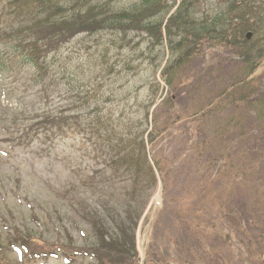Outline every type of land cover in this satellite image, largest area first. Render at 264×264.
<instances>
[{"label": "rangeland", "instance_id": "rangeland-1", "mask_svg": "<svg viewBox=\"0 0 264 264\" xmlns=\"http://www.w3.org/2000/svg\"><path fill=\"white\" fill-rule=\"evenodd\" d=\"M253 1L261 19L264 2ZM13 6L0 0V264H101L97 235L108 246L132 235L139 264H264V18L253 19L259 35L248 31L260 49L250 61L240 46L187 39L194 54L165 72L180 51L164 34L100 30L71 36L35 74ZM217 7L199 0L193 16ZM141 134L153 135L157 164V184L134 194L145 210L125 223L131 234L115 229L120 216L94 234L88 220L106 223L100 213L131 185L111 177L115 142Z\"/></svg>", "mask_w": 264, "mask_h": 264}, {"label": "trees", "instance_id": "trees-1", "mask_svg": "<svg viewBox=\"0 0 264 264\" xmlns=\"http://www.w3.org/2000/svg\"><path fill=\"white\" fill-rule=\"evenodd\" d=\"M198 1L180 0L177 2L171 0L167 3L166 0H139L128 9H114L105 3L94 0H13V11L25 15V20L22 23L24 26L19 27L13 32V35L19 37L21 34L25 35L23 40L25 42L23 51H26L24 62L32 63L36 67L35 74L41 72L40 66L47 61L46 58L56 52L71 36L76 33L100 30H114L123 33L130 30L144 32L149 36H156L160 41L165 35L172 48L180 51L174 57L172 66L167 67L165 72L175 69L187 57L194 54V48H185L187 39H192L196 44L200 40L208 39L223 42L226 45L240 46L243 48L242 51L245 50L242 55L250 61L252 49L258 48L256 45L258 41L251 45L250 41L246 40L245 34L254 29L253 33L259 35L262 30L258 23L253 21V19L259 18L260 14L259 11L253 10L254 1L217 0L219 7L207 11L203 18L196 19L192 9ZM259 1L264 2V0ZM35 3L40 9L31 13L30 5ZM263 18L264 16L259 19ZM174 37H178L179 40L175 41ZM247 44H249V48H247ZM252 46L253 48H251ZM42 75L35 76L33 82L35 83ZM165 81L167 84L170 83V80ZM74 114L73 118L78 123V118H81L83 114L80 110L74 111ZM145 115L147 118L148 114ZM58 124L61 134H65L71 129L70 126L67 128L68 122H59ZM50 128L52 129V126ZM55 132L56 130H53V133ZM152 140L153 135L146 138L144 134H141L131 141H127L125 136H121L119 141L115 142L114 156L108 165L114 170L111 177L117 178L118 172H120L123 182H130V178L127 177L129 175L131 176V185H124L122 188L123 199H126L125 203L108 208L107 214L100 213L106 223L99 224L93 219L94 217L90 221L88 220L94 234H105L102 232L105 225L109 226L110 221H114L119 216L122 227L116 225L115 229L117 231L120 229L119 234H131L125 223L135 226L146 205V203H142L138 206L135 203L134 194L143 197L144 194H148L149 188L155 186L157 181L146 152L147 144ZM118 147L120 148L118 149ZM154 165L157 164L154 163ZM135 175L140 176L139 181ZM134 182L139 185V188L134 187ZM143 183L144 185H141ZM102 237L97 235V239L93 242V250L98 256L100 255L101 264H137V260L133 258L127 247V242L130 240V246L135 248L132 235L125 238L121 244L110 242L109 246L107 243H103ZM114 246H117V252L121 255L120 257L114 255L112 261L109 254L112 256L113 252L109 251L108 254L107 250ZM104 258H109L110 261L108 262V259Z\"/></svg>", "mask_w": 264, "mask_h": 264}]
</instances>
